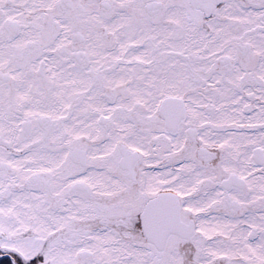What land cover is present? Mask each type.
I'll return each mask as SVG.
<instances>
[{
    "label": "snow or ice",
    "instance_id": "snow-or-ice-1",
    "mask_svg": "<svg viewBox=\"0 0 264 264\" xmlns=\"http://www.w3.org/2000/svg\"><path fill=\"white\" fill-rule=\"evenodd\" d=\"M0 264H264V0H0Z\"/></svg>",
    "mask_w": 264,
    "mask_h": 264
}]
</instances>
